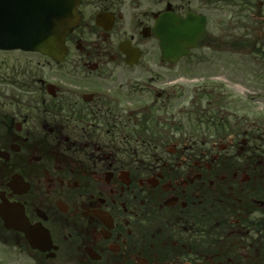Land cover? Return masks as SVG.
<instances>
[{
    "label": "flooded vegetation",
    "instance_id": "flooded-vegetation-1",
    "mask_svg": "<svg viewBox=\"0 0 264 264\" xmlns=\"http://www.w3.org/2000/svg\"><path fill=\"white\" fill-rule=\"evenodd\" d=\"M71 2L59 60L0 47V264H264V131L196 73L264 0Z\"/></svg>",
    "mask_w": 264,
    "mask_h": 264
},
{
    "label": "rangeland",
    "instance_id": "rangeland-1",
    "mask_svg": "<svg viewBox=\"0 0 264 264\" xmlns=\"http://www.w3.org/2000/svg\"><path fill=\"white\" fill-rule=\"evenodd\" d=\"M242 6H234L232 30L216 37L209 47L201 51L203 62L196 73L203 83L210 81L214 91L224 100H231L234 119L244 127L261 124L264 131V37L256 29L248 31L237 15L244 13ZM256 25L254 23L252 26ZM227 31V30H226ZM228 34V35H227ZM198 66V67H199ZM211 95H203L202 105ZM243 121L246 124H243ZM254 125V126H253Z\"/></svg>",
    "mask_w": 264,
    "mask_h": 264
},
{
    "label": "water",
    "instance_id": "water-1",
    "mask_svg": "<svg viewBox=\"0 0 264 264\" xmlns=\"http://www.w3.org/2000/svg\"><path fill=\"white\" fill-rule=\"evenodd\" d=\"M75 22L70 0H0V46L37 47L57 57ZM160 44L166 47L164 42ZM172 44H177L174 39Z\"/></svg>",
    "mask_w": 264,
    "mask_h": 264
}]
</instances>
